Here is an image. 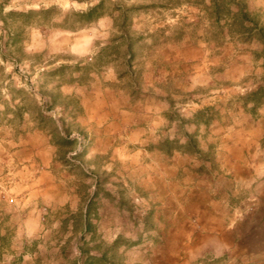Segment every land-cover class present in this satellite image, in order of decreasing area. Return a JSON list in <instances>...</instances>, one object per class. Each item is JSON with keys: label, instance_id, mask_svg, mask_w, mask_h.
<instances>
[{"label": "rangeland", "instance_id": "1", "mask_svg": "<svg viewBox=\"0 0 264 264\" xmlns=\"http://www.w3.org/2000/svg\"><path fill=\"white\" fill-rule=\"evenodd\" d=\"M211 2L0 0V152L26 157L0 160L15 245L46 186L63 195V234L81 232L85 203L90 218L63 262L253 264L259 249L264 264L262 45L216 23ZM235 2L264 26V0ZM121 32L135 57L119 77Z\"/></svg>", "mask_w": 264, "mask_h": 264}, {"label": "crops", "instance_id": "2", "mask_svg": "<svg viewBox=\"0 0 264 264\" xmlns=\"http://www.w3.org/2000/svg\"><path fill=\"white\" fill-rule=\"evenodd\" d=\"M12 146L13 145H11V147ZM18 148L19 149H13L11 152H0V160L7 163L9 162L8 160H25V147ZM22 154L23 157L21 158ZM10 167L13 166L9 165L5 167L6 171L4 174H15L13 171H10ZM17 173L18 171L16 174ZM48 188L50 187H39L38 189L42 190L41 193L34 194L32 196L33 199H29V202L27 203V218L29 226L27 231L20 232L19 235L17 234V236H20L19 239L21 240L18 245L14 244V240H16V233L10 230L12 229V224L8 227L7 231L0 229V264H74L73 258L70 259L69 263H67L65 259L63 262V251L66 253L67 246L71 240L75 239L77 243L78 239L83 240L86 238L85 234H83L84 229L86 228V223H90V218L85 216L86 203L82 206L81 210H79L80 215L77 217L81 232L74 234L70 233L69 235L63 234V195H61L60 200L46 199L49 191ZM25 208H27L26 205ZM25 208H23V210ZM0 216L2 217L0 219H5L4 221L6 223L11 222L15 224L17 223V220H22L19 217H17L18 219L16 218V213H11L10 211H4L1 209ZM69 220L72 219L69 217L65 218L66 223H68ZM238 236L240 237L239 234ZM238 239L240 240V238ZM241 240L242 242L245 241L244 238H241ZM253 251L251 257H255L254 260L257 261L253 264H259L260 260L256 259L259 249H255ZM97 254H100L99 250ZM161 256H163V254ZM236 256V258L240 257V255ZM243 257H247V255L244 254ZM165 262L166 261L163 259L155 262L154 264H173ZM141 264H147V261H144V263Z\"/></svg>", "mask_w": 264, "mask_h": 264}, {"label": "trees", "instance_id": "3", "mask_svg": "<svg viewBox=\"0 0 264 264\" xmlns=\"http://www.w3.org/2000/svg\"><path fill=\"white\" fill-rule=\"evenodd\" d=\"M212 7L210 9L212 15L214 16V20L216 23H219L220 20H229V25L231 26L232 33L240 35L247 41H255L262 45L260 49V53L262 56V64H264V26L259 25L256 22L248 21L249 15L248 12L245 10V6L240 2H235L234 0H212L211 2ZM234 5V9L233 6ZM101 3H97L91 7H89L86 11L81 12L80 16L85 18L87 21H91L92 19L100 16V12L98 9L100 8ZM120 25H125L127 21V16L122 13L120 15ZM135 39V38H134ZM134 39L127 34L120 35V45L122 46L121 49L114 46V53L116 56H119L120 63L122 65L121 70L118 72V76L125 75L131 69V63L135 57L134 52ZM104 50L100 52L98 55V60L102 59V54ZM251 95L254 96L255 100H260L264 97V84L259 85ZM185 145L188 148H195L193 140L188 138L185 141Z\"/></svg>", "mask_w": 264, "mask_h": 264}]
</instances>
